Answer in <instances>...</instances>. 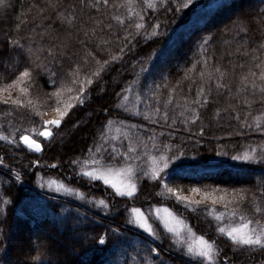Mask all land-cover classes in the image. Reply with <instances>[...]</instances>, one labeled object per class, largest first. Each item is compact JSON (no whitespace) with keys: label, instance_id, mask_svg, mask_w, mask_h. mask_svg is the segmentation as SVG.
<instances>
[{"label":"trees","instance_id":"16d2710c","mask_svg":"<svg viewBox=\"0 0 264 264\" xmlns=\"http://www.w3.org/2000/svg\"><path fill=\"white\" fill-rule=\"evenodd\" d=\"M194 1L196 0H193L187 10L181 8L177 11V3L183 4L185 0H173L167 6L171 10L162 8L164 0H152L157 7L155 9L145 8V12L141 14L145 19L140 20L137 17L132 23L134 25L147 21H151L152 24L159 22L161 25L159 35L149 36L148 33L153 30L150 26L140 32L137 44L140 49L139 53L137 55L127 54L123 64L118 61L114 64L112 71L103 74L104 79L92 87L85 98V105L79 106L78 110L72 114V119L55 132L51 142L40 140L43 145L42 154L28 150L26 146L22 145V142L17 145L11 143L13 139L11 134L16 127L20 126L21 117L28 120L27 114L31 113L33 109L31 107L16 109L14 105L3 106L0 104V113L8 112L6 119L0 117V158L4 159V167L0 168V230L3 232L4 239L0 247L6 248V253L3 254L4 260H12L13 264H107L109 260H113L114 264H134V257L139 261L140 257L148 256L146 251L140 252L139 255L137 252L150 243L161 249V254L168 264H190V258L186 255V251L184 253L178 250L167 251L175 242L172 235L167 233L159 223L155 228L157 236L160 237L159 240L137 231L136 227L128 223L131 220L130 209L132 207L146 208L150 205V200L158 196L165 202H170L177 211L183 212L197 233L215 241V246L222 252L221 261L224 256H227L228 264L264 263V250L260 247H236L229 238L217 231L222 225L216 220L213 213L223 212L222 205L213 207L208 201L206 202L207 209L204 204L197 206L195 210L188 209L184 205V208H181V203L166 194L159 195L161 189L156 183L154 186H147V180L143 181L142 179L140 182L139 179L137 180V183L139 182L137 194L133 197H120L115 194L114 189L104 185L102 181L93 180L80 173L85 157L93 155V158L101 159L100 156L94 155L95 149H93V154H89L88 148L94 139H98L101 122L106 123V118L113 120V124L110 126L112 135L116 134L115 129L119 126L120 121L146 124L154 131L162 130V125L150 124L142 116L136 117L126 110L127 104L115 95L126 86L121 82L114 87L113 78L117 76V73L123 72L122 81L131 82L136 78L132 74V64L134 63L136 73H139L143 65L146 71L150 68L153 69V74L149 76L147 83L152 84L155 81L159 84L162 72L164 76L168 77V89L176 86L174 95L181 98L180 104H183L182 98L187 96L190 108L194 106L191 101L196 99V89L201 83L198 74L202 66H197L194 71L190 70L192 64L205 55V53L199 52L197 44L201 42V37L215 34V38L206 45L208 48L206 54L209 61L208 70L220 67L222 71L227 72L225 82L231 87V95L225 90H221L217 94L213 89L209 104L205 108L199 109L201 119L188 125L181 124V120L190 119L188 110L180 106H170V117L175 118L177 122L175 127L163 128V130L165 133L169 130L176 133L172 137V143L179 145L183 141L188 159L193 153H197L206 165V167L200 168L196 174L189 173L183 178L173 177L170 186L180 189L181 193H187L192 186L204 187L209 190L217 184L236 187L256 184L254 177L259 173L255 170L254 174L248 177L235 174L240 169L231 165L240 164L239 161L230 162L229 159H224L226 163L222 167L217 163L210 162L208 164L206 161L211 155L217 154L218 145H223L225 151L233 154L247 145L259 146L264 142V133L242 128L240 122L232 118L235 114L232 109L240 112L241 118H243L248 107L242 101L248 99L252 102L251 115L260 116V122L264 124V102H261L259 93L253 97L248 93L237 91L241 87V77L247 75L249 70L255 71L253 65L259 63V61L253 60V56L264 59V0H225L226 6L217 8L214 7V4L205 13L201 11L197 17L193 16L200 7L198 6L196 9ZM89 2H95V0H52V3H58L61 6V11L65 15L75 14L78 18L83 17L84 20L90 16L100 18L95 10L89 9ZM9 3L11 7L6 12H0V60L8 55V36L27 38L33 35V31L43 34L44 29L38 27L42 23L46 27L59 30L51 10L45 8L43 16L38 12V9L49 3V0H9ZM135 3L136 0H110L104 15L107 17L108 13H112L113 15L126 16L130 6ZM74 4L77 5V8L73 12L71 5ZM113 4L119 6L115 12H113ZM135 10L139 12V8ZM108 22L107 19H104L105 25ZM111 22L115 23V21ZM17 25H21V27L18 29ZM91 27V24L82 26L83 30H90ZM129 30L134 31V26ZM116 32L115 28L111 34H108L107 31L105 33L98 31L97 36L91 39L97 40L99 37V39L109 40L110 42L105 48L115 54L121 46L112 39ZM119 35L123 37L124 32L120 30ZM75 38L76 34L73 33V39ZM78 38L86 39L83 31L80 32ZM87 48H92L90 42L87 44ZM74 50L81 51V55L84 54V51L79 47ZM101 58L108 59V56L105 55ZM91 63L89 61V64ZM92 70L95 71V67ZM2 71L3 67L0 65V72ZM186 72L190 78L185 77ZM83 75L84 73H81V76ZM140 78L143 80V77ZM215 78L216 74L213 73V80ZM178 80L180 81L179 85L176 84ZM4 83L0 80V86ZM41 83L43 87L39 92L30 89L27 99H31L33 104L38 105L37 110L44 115L48 109L43 107V94L45 91H52V89L43 81ZM190 84L192 85L191 94L188 93ZM132 91L135 93L140 89L134 87ZM160 92L163 94L161 98L166 100L167 91L161 88ZM141 95L147 99L149 93L144 91L141 92ZM122 104L124 107H118ZM103 108H107L109 112L102 113L101 109ZM141 109L149 111L143 106ZM164 110L161 107V111ZM181 111L185 113L183 117L179 116ZM152 118H156L155 114L152 115ZM9 120L11 126L7 123ZM171 122L170 119L167 123L171 124ZM33 123L38 131H42L39 128V118L34 122L24 123L23 126L29 128L33 126ZM201 126L206 131L203 143H198ZM3 136H7L8 139L4 140ZM218 137L220 139H217ZM37 138L38 136H33V139ZM167 140L168 137L165 135L163 141L167 142ZM233 145H235L234 149ZM117 146H119V142H117ZM75 159H79L81 163L72 166L70 161ZM37 160H39V164L36 163ZM25 162L34 165V171H24L20 174L21 179L16 180L17 174L14 169L22 167L26 164ZM54 164L58 166L51 167ZM22 169L24 170V166ZM39 175L47 177L59 175L58 177L69 188L77 191L57 193L54 189H48L46 186L42 188ZM43 181L45 182L44 179ZM5 198L9 201L8 203H4ZM100 199L107 202L111 212L99 204ZM237 212L238 218L240 215H246L249 219L260 220L264 226V217L258 215L254 217V208L251 205L243 204ZM151 218L153 222H156L154 215ZM113 228L120 229V233L115 237L111 231ZM105 232L109 235L106 245L88 246L89 238L95 237L98 240L99 235ZM73 249L79 254L74 255ZM37 255L40 256V259H33ZM144 264H147V260L144 261Z\"/></svg>","mask_w":264,"mask_h":264},{"label":"snow or ice","instance_id":"6c2138e0","mask_svg":"<svg viewBox=\"0 0 264 264\" xmlns=\"http://www.w3.org/2000/svg\"><path fill=\"white\" fill-rule=\"evenodd\" d=\"M172 2L173 0H164L162 8L171 10L167 6ZM192 2L193 0H185L183 4L177 3V11L181 8H187ZM109 4L110 0L89 2V9L95 10L100 18L90 16L87 20H84L83 17L78 18L75 14L65 15L58 3H52V0H49V3L44 7H40L38 12L43 16L45 8L51 10L59 30L46 27L42 23L38 27L44 29L43 34L33 31V35L27 38L7 37L8 55L0 60V65L3 67V71L0 72V80L5 82L0 86V104L3 106L14 105L16 109L28 107L33 109L31 113L27 114L28 120L21 117L20 126L16 127L11 134L13 145L22 142V145L26 146L28 150H32L34 153L42 152L43 145L40 140L51 142L55 132L59 131L65 123L72 119V114L78 110L79 106L85 105V98L92 87H95L104 79L103 74L112 71L116 62L119 61L123 64L124 57L127 54L137 55L139 53L140 49L137 44L140 32L150 26L153 30L148 35L151 37L159 35L161 27L159 22L152 24L151 21H147L146 23H135L134 25L132 23L137 17L140 20L145 19L144 15H141L145 12V8L155 9L157 7L152 0H136V3L130 6L126 16L108 13L105 17L104 12L108 9ZM224 6H226L225 0H216L214 5L217 8ZM10 7L9 0H0V12H6ZM117 7L119 6L113 4V12ZM76 8L77 5H71L73 12ZM136 8H139V12L135 10ZM104 19L109 21L106 25ZM111 21H115V23ZM234 23L236 22L234 21ZM85 24H91V29L83 30L82 26ZM133 26L135 30L130 31L129 29ZM20 27L21 25H17L18 29ZM114 28L117 29V32L112 39L121 46L115 54H112L105 48L109 44V40L97 37V42V40L91 38L96 37L98 31L100 33L107 31L108 34H111ZM120 30L124 32L123 37L119 35ZM81 31H83L85 40L78 38ZM73 33L76 34L75 39H73ZM214 38L215 34L201 37V42L197 44L199 52H203L205 55L196 60L190 70L194 71L197 66H202L198 74L201 83L196 89V99L191 101L194 106L190 108L187 96L182 98L183 104H180L181 98L174 95L176 86L168 89V77L164 76L162 72L160 73L161 83L159 84L155 81L152 84L147 83L149 76L153 74V69L150 68L146 71L143 65L139 73H136L134 63L132 64V74L136 78L131 82L122 81L123 72L117 73V76L113 78L114 87L121 82L126 86L121 88L115 95L127 104L126 110L136 117L142 116L150 124L162 125V130L154 131L146 124L120 121L119 126L115 129L116 134L112 135L110 126L113 124V120L106 118V123L101 122L98 139H94L92 145L88 148L89 154H93V149H95L94 155L100 156L101 159L93 158V155L85 157L82 161L80 173L93 180L102 181L104 185L114 189L115 194L120 197H133L138 192L137 179L147 177L161 189L159 195L166 194L176 202L183 203L188 209L195 210L201 204H204L205 209H207L206 202L208 201L211 202L213 207L222 205L223 212L213 213L216 220L222 225L217 231L224 234L236 246H260L264 250V226H262L261 221L255 218L249 219L246 215H240L237 221V210L241 209L243 204H249L254 208V217L255 215L264 217V142L259 146H250L242 151H235L232 155L224 150L223 145L217 146L219 149L218 156L229 157L230 162H241L240 164L231 165L240 169L239 172L235 173L237 176L248 177L254 174V170L259 173L254 177L255 185L236 187L217 184L209 190L192 186L190 192L193 195L190 196L182 195L180 189L170 186L173 177L183 178L189 173L196 174L200 168L206 167L197 153L192 154L193 158L191 160L187 158L188 154L184 150L183 141L179 145L172 143V137L176 135L175 132L169 130L165 133L163 130V128L171 129L175 127L177 122L175 118L170 117V106H180L188 110L190 119L181 120L182 125H188L201 119L199 109L205 108L209 104L213 89L217 94L221 90H225L231 95V87L225 82L227 72L222 71L220 67H214L211 71L208 70L209 61L206 55L208 48L206 45ZM89 42L92 44L91 49L87 48ZM77 47L84 51L83 55H81V51L74 50ZM105 55L108 56V59L101 58ZM253 60L259 61V63L253 65L255 71L249 70L247 75L241 77V87L237 91L248 93L253 97L259 93L261 102H264V59L254 55ZM89 61L92 63L89 64ZM93 67H95V71L92 70ZM81 73H84V75L81 76ZM206 73L207 78L205 79ZM213 73L216 74L215 80H213ZM140 77H143V80ZM185 77L190 78L187 72ZM42 81L52 89V91H45L43 94V107L56 113L52 119H43V113L37 110L39 106L33 104L31 99H27L30 95V89L39 92L43 87ZM176 84L179 85L180 81H176ZM69 85H72V87H69ZM134 87L140 89V91L133 93L132 89ZM161 88L167 91L166 100L161 98L163 95L160 92ZM144 91L149 93L147 99L141 95V92ZM13 92L17 94L13 95ZM191 92L192 85L190 84L188 93L191 94ZM3 93H7V95H3ZM242 103L247 105L248 111L241 118V113L232 109V112L235 113L232 118L239 121L242 128L264 133V124L260 122V116L251 115L252 102L244 99ZM153 105L155 106L153 107ZM141 106L144 109H149V111H142ZM118 107H124V105H118ZM161 107L165 110L161 111ZM101 112L107 114L109 110L103 108ZM153 114H155V119L152 118ZM184 114V111H181L179 116L183 117ZM7 116L8 112L0 113V117L6 119ZM37 118H39V128L42 131H38L34 123L29 128L23 126L24 123L34 122ZM170 119L172 122L168 124L167 122ZM7 123L11 126L10 120ZM205 131L203 126L199 128L200 139L197 141L198 143H203ZM165 135L168 137L167 142L163 141ZM33 136H38V138L33 139ZM2 138L4 140L8 139L7 136ZM117 142H119V146H117ZM234 148L235 145H233ZM121 159L144 161L147 170L145 168L135 169L131 164L116 167V163ZM36 163L39 164V160ZM80 163L79 159L70 161L72 166ZM225 163L224 160L217 161V164L221 167ZM57 166L55 164L51 165V167ZM3 167L4 159L0 158V168ZM15 179L20 180L21 176L16 175ZM40 186L42 188L46 186L49 189L55 187L57 193L77 191L67 187L63 180H48L45 184L41 178ZM196 194H200L201 199H196ZM81 195L83 194L81 193ZM8 202L5 198L4 203ZM99 204L103 205L108 212H111L104 199H100ZM151 212L152 209L150 208L149 214ZM131 213L132 219L128 221L130 225L136 227L137 230H144L152 237H156L157 240L160 239L153 223L149 222V215L136 207L131 209ZM155 218L168 233L172 234V239L175 242L167 251L178 250L184 253L186 248V255L190 258V264H228L227 256H224L223 261H221L222 252L215 246V241L207 239L204 235L197 237L192 227L176 215L171 208L167 206L156 207ZM253 224L256 226L253 227ZM111 231L113 237L120 233L119 228H113ZM3 239V232L0 230V244H3ZM89 240L88 246L106 245L109 235L105 232L99 235L98 240L95 237H91ZM143 251H146L148 256L140 257L139 261L134 257V264H144L145 260H147V264H168V261L162 256L160 248L148 243L143 249H139L137 254L139 255ZM4 253H6V248L0 247V264H13L12 260L3 259ZM73 254L78 255L79 253L73 249ZM33 259L39 260L40 256L37 255ZM107 264H114V261L109 260Z\"/></svg>","mask_w":264,"mask_h":264},{"label":"rangeland","instance_id":"374dc122","mask_svg":"<svg viewBox=\"0 0 264 264\" xmlns=\"http://www.w3.org/2000/svg\"><path fill=\"white\" fill-rule=\"evenodd\" d=\"M204 2H205V4H204ZM194 5L196 6V9L198 8V6L200 7V11L198 12L197 11V13H195L194 14V16L193 17H197V15L199 14V13H201V11H203V13H205V11H208L211 7H213V5L216 3V0H196V1H194ZM188 8H186V10H187ZM185 11V10H184ZM183 11V12H184ZM196 11V10H195ZM182 12V13H183ZM184 15V14H183ZM186 15V14H185ZM195 19V18H194ZM17 93L16 92H13V95H16ZM3 95H7V93H3ZM55 115H56V113L53 111V110H50V109H48V110H46V112L44 113V119H52V118H54L55 117ZM57 141H58V139H57ZM253 146H255V145H253ZM248 147H250V146H245V147H243V148H240L238 151H242L243 149H245V148H248ZM211 149V148H210ZM43 153V149H42V152H40V153H38V154H42ZM153 154H155V153H153ZM213 154H215V153H213ZM234 154V153H233ZM230 155H232V154H230ZM188 158V157H187ZM193 158V156H190L189 157V160H191ZM224 159H229V157H220V156H218L217 154H215V155H211V157H209L208 159H207V163L208 164H210V162L211 163H217V161L218 160H224ZM26 164L25 165H22V167H18V168H16V169H14V172L17 174V175H20V174H22V173H24V171H26V172H32V171H34V165H32L31 163L29 164V163H27V162H25ZM126 164H131L132 165V167L133 168H135V169H139V168H145V170H147L146 169V167H145V162L144 161H136L135 159H132V160H125V159H123V160H121V161H119L118 163H116V167H121V166H124V165H126ZM23 166H24V170L22 169L23 168ZM29 166V167H28ZM104 166H109V165H104ZM26 167H28V169H25ZM139 174V173H138ZM59 176V175H58ZM58 176H56V177H53V176H41V175H39V177L40 178H42V179H44L45 180V183L48 181V180H62V179H60ZM90 178V177H89ZM145 178V179H144ZM142 180L144 181V180H147V182H146V185L147 186H154V183L155 182H153V181H151V180H149L147 177H144ZM92 179V178H91ZM138 180V179H137ZM140 180L141 179H139V182H140ZM139 182L137 183V186L139 185ZM65 183V182H64ZM66 184V183H65ZM66 186H67V184H66ZM146 186V187H147ZM67 187H69V186H67ZM145 187V188H146ZM191 188V187H190ZM202 188H204V187H202ZM49 189V188H48ZM51 189H54L55 190V187H53V188H51ZM205 190H208V189H206L205 188ZM62 193H69V192H62ZM182 195H193L191 192H190V190H189V192H187V193H181ZM195 198L196 199H201V196H200V194H196L195 195ZM152 200V201H151ZM150 200V205L148 206V207H146V208H143V207H136V208H140L146 215H149V222L150 223H153V226H154V228H156L157 227V224L159 223V222H153V220H152V218H151V216H153L154 215V220H156V218H155V209H156V207H160V206H167V207H169V208H171L172 210H173V212L176 214V215H178L179 217H181L183 220H185V222L187 223V224H189L190 226H191V224L189 223V221H188V219L186 218V216L183 214V212H179V211H177L176 209H174V207H172L171 206V203L170 202H165V200L163 199H160L158 196H156V197H154V198H152ZM158 200H160V201H158ZM145 203V202H144ZM182 205V207L181 208H184V206H183V203H181ZM132 208H134V207H132ZM131 208V209H132ZM152 209V212H151V214H149V209ZM131 209H130V217H131V219H132V213H131ZM238 217H237V221H238ZM162 227H163V225L161 224V223H159ZM256 225L255 224H253V227H255ZM19 227V226H18ZM192 227V226H191ZM20 228V227H19ZM192 229H193V227H192ZM136 230H137V228H136ZM166 230V229H165ZM137 231H139V232H141V233H143V234H145V235H147V236H150V237H152L150 234H147L144 230H142V229H140V230H137ZM167 231V230H166ZM193 232L195 233V235L198 237V236H200V234L199 233H197L194 229H193ZM168 233V232H167ZM171 234V233H170ZM172 235V234H171ZM206 237V236H205ZM208 239V238H207ZM20 243H22L21 241H20ZM236 246V245H235ZM236 247H241V246H236ZM248 247H250V248H252V247H260V246H248ZM184 251H187L186 250V248H185V250ZM251 264H256V263H251ZM259 264H264V263H259Z\"/></svg>","mask_w":264,"mask_h":264}]
</instances>
